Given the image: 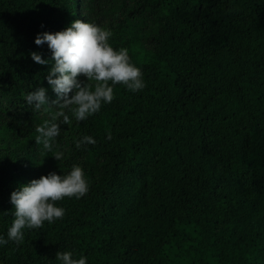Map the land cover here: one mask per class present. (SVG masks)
<instances>
[{
    "label": "trees",
    "instance_id": "trees-1",
    "mask_svg": "<svg viewBox=\"0 0 264 264\" xmlns=\"http://www.w3.org/2000/svg\"><path fill=\"white\" fill-rule=\"evenodd\" d=\"M77 19L111 30L146 86L115 85L83 121L65 110L48 151L35 129L57 97L51 65L30 53L51 59L37 35ZM39 87L50 103L36 110L26 96ZM85 135L96 143L77 149ZM74 164L88 193L0 245V264H61L58 251L86 264H264V0H0V236L13 191Z\"/></svg>",
    "mask_w": 264,
    "mask_h": 264
},
{
    "label": "clouds",
    "instance_id": "clouds-1",
    "mask_svg": "<svg viewBox=\"0 0 264 264\" xmlns=\"http://www.w3.org/2000/svg\"><path fill=\"white\" fill-rule=\"evenodd\" d=\"M112 36L111 30L79 19L65 30L37 35L35 44L42 46L47 43L51 59H43L37 52L30 55L37 64L51 65L46 79L57 97L51 104L58 109L50 120L36 127L37 145L42 144L45 150L53 151V142L60 134V123L57 121L62 118L64 124L71 123L65 110L77 121H83L97 113L102 104L112 102L115 85L122 84L131 92L140 91L146 86L141 69L131 62L129 50L124 47L115 49L109 42ZM26 102L34 105L36 110L49 105L47 89L39 87L29 92ZM107 138L111 139V133ZM95 143L91 136L85 135L75 141V146L80 149ZM52 156L60 161L64 153L56 150ZM88 191L89 182L84 170L75 164L68 174L51 172L21 186L11 193L14 220L8 229L7 239L0 236V245H6L9 241L20 244L24 240V229H39L45 222L51 224L62 219L65 209L56 206V202L66 197L80 199ZM56 259L61 264H86V257L73 258L70 251H58Z\"/></svg>",
    "mask_w": 264,
    "mask_h": 264
}]
</instances>
